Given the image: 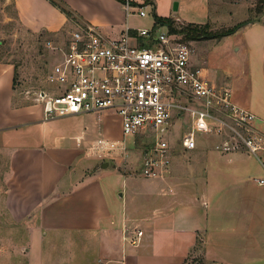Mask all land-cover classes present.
Instances as JSON below:
<instances>
[{
	"label": "crops",
	"instance_id": "crops-1",
	"mask_svg": "<svg viewBox=\"0 0 264 264\" xmlns=\"http://www.w3.org/2000/svg\"><path fill=\"white\" fill-rule=\"evenodd\" d=\"M11 1L17 20L33 33L54 36L68 25L65 14L49 0ZM62 1L79 21L110 37L126 27L131 31L144 28L131 21L140 17L136 14L139 7L182 24L207 23L210 28L216 21L209 0H175L173 6V0H129L128 11L119 0ZM246 20L235 22L242 24L219 38H184L192 47L191 67L200 68L210 83L230 88L233 102L251 111L256 126L264 131V12L258 20ZM162 26L169 30L152 17L147 29ZM14 75L11 64L0 63V154L6 164L0 194L8 213L6 221L22 225L16 231L5 229L0 264H14L34 250L43 252L45 237L72 233L89 237L100 233L101 253L115 264H182L188 257L213 264L264 262V184L254 180L264 177V151L259 158L243 150L221 154L213 149L214 136L203 137L212 138L209 144L200 140L195 149L185 150L177 139L179 150L170 154L169 172L142 177L139 188L121 190L119 212L111 208L102 186L107 167L96 168L89 161L96 158L89 155L93 154L89 147L98 138L123 140L128 148L124 138L129 136L105 134V118L117 115L102 111L44 120L41 105L34 100L16 105ZM92 129H101L102 135L83 140ZM183 152H189L187 158L180 155L172 163V157ZM123 175L132 177L134 172ZM223 184L232 194L223 196V203L237 202V215L231 219L219 213L209 218L207 201ZM123 226L131 228L130 237L142 232L137 245L122 241ZM22 240L29 247L19 246Z\"/></svg>",
	"mask_w": 264,
	"mask_h": 264
},
{
	"label": "built area",
	"instance_id": "built-area-1",
	"mask_svg": "<svg viewBox=\"0 0 264 264\" xmlns=\"http://www.w3.org/2000/svg\"><path fill=\"white\" fill-rule=\"evenodd\" d=\"M123 5L130 9L129 0ZM136 14L146 12L139 7ZM190 45L183 33L160 28L126 27L110 37L83 23L61 45L44 41L56 58L45 73L47 87L36 90L34 100L44 120L112 111L123 136L152 130V146L142 154L144 177L169 172L170 147L162 135L183 115L189 118L178 139L183 149H195L198 136L208 135L216 137L213 149L221 154L243 150L259 158L264 131L256 126V116L233 102L230 88L210 83L200 68L191 67ZM89 149L97 157L128 156L123 140L98 138ZM254 180L264 184V177ZM141 233L129 242L137 244Z\"/></svg>",
	"mask_w": 264,
	"mask_h": 264
},
{
	"label": "rangeland",
	"instance_id": "rangeland-1",
	"mask_svg": "<svg viewBox=\"0 0 264 264\" xmlns=\"http://www.w3.org/2000/svg\"><path fill=\"white\" fill-rule=\"evenodd\" d=\"M210 10L215 15V24H210L209 31H217L219 29L228 27L235 24V22L251 19L258 15V1L259 0H209ZM176 2L172 1V6ZM145 17H131V21L137 26H143L144 28H149L152 21V11L147 8ZM79 24L75 23L74 20H69L68 25L65 29L61 30L57 34H40L33 33L26 28H24L20 22L17 20L15 15V8L11 0H0V63L11 64L14 68V101L17 102L16 105L21 103H28L27 99L34 100V92L38 88H43V85H47L45 79L46 71L52 66L56 56L53 53L47 51L44 47V41L48 39H59L56 45H61L62 41L68 38L69 33L77 28L78 25H82L81 21ZM175 25L182 24L181 22L175 21ZM161 30L165 29L163 26ZM211 43V42H207ZM208 45V44H207ZM191 46V45H190ZM195 49V43L192 45ZM198 51V48H196ZM199 52V51H198ZM198 61H195V64ZM197 65V64H196ZM219 82V81H218ZM217 82V83H218ZM31 100V101H32ZM35 101V100H34ZM36 103L38 101H35ZM89 114V113H88ZM105 134L109 136H116V138H123L122 133H120V126L118 122V117L113 115L111 117L105 118ZM189 124V118L185 115L179 117L175 122L172 123L170 127L166 128V131L162 135L169 144L170 153L177 152L176 142L180 138L182 130ZM99 132V133H97ZM101 129L94 130L85 134L83 140L95 139L102 134ZM100 134V135H99ZM160 135V131L158 132ZM107 136V137H109ZM208 135H199L198 142L201 140L203 143H210L212 138H203ZM154 138V133L149 128H146L143 133H138L135 136L125 137L124 141L127 145L128 156L125 158L116 156V159H110L108 157H97L95 154L89 153V155H94L96 158L89 161L95 162V167L99 168L102 163L107 162V172L102 175V186L107 198L112 207H116L121 211V197L119 193L125 190L132 189L133 187L139 188L143 183H140L142 175H140L143 158L142 154L144 151H148L152 146V140ZM203 138V139H202ZM68 143H75L74 139H66ZM84 144V141H83ZM85 145V144H84ZM141 153V156H140ZM88 154V153H87ZM189 152H183L176 157H172L173 160L177 159L178 156L183 155L187 158ZM252 156V155H251ZM94 167V168H95ZM103 167V168H106ZM6 168L5 156L0 154V182L2 183V173ZM134 172V176L126 177L123 174H130ZM261 178V177H259ZM255 179V178H254ZM257 183V182H256ZM258 184V183H257ZM227 185H222L221 190L219 189L214 193L212 199L207 201V213L208 217H216L219 213H223L228 218L233 219L237 215V202L231 201L229 205H224L225 198L223 196L232 195ZM4 195L0 194V217L3 218L0 221V246L5 243L4 234L5 229L16 231L22 224H15L6 221L8 215L7 209L4 208L3 200ZM116 227V225H113ZM124 228V226H123ZM116 229V228H114ZM131 229V228H130ZM127 228L123 229L125 232L122 235V241H125L126 245H132L129 240L135 237H130L133 232ZM136 235V233H135ZM97 236V239L95 238ZM101 234H95L93 237L81 235L80 233H72L71 235H56L54 237H45L43 239L41 247L43 252H38L34 250L24 259H20L14 264H115L112 261H107L101 252V243L99 242ZM16 243L17 240H14ZM19 243V242H18ZM28 241H21L19 246L29 247ZM137 245V244H135ZM21 248V249H22ZM122 259V257L118 258ZM264 262H256L254 264H263ZM118 264V263H116ZM182 264H213L211 262H206L202 258H187Z\"/></svg>",
	"mask_w": 264,
	"mask_h": 264
},
{
	"label": "trees",
	"instance_id": "trees-1",
	"mask_svg": "<svg viewBox=\"0 0 264 264\" xmlns=\"http://www.w3.org/2000/svg\"><path fill=\"white\" fill-rule=\"evenodd\" d=\"M49 1L61 10V12L65 14L68 20H74L75 23L79 21V16L77 15V13H75L72 9H70L62 0H49ZM119 1L124 3L125 0H119ZM257 8H258V15L254 18L247 19L246 21L259 19V16L264 12V0L258 1ZM153 17L156 23L165 24L168 27L169 31L184 33L185 38H191V39H196L198 37L219 38V37H222L224 35H227L233 32L240 24H242V22L237 23L231 27H225V28H222V29H219L213 32V31L208 30L207 23L203 25H198V24H193V23H187V24L183 23L180 25H175L174 20H172L169 17H161V16L156 15L155 13L153 14ZM246 21H243V23Z\"/></svg>",
	"mask_w": 264,
	"mask_h": 264
},
{
	"label": "water",
	"instance_id": "water-1",
	"mask_svg": "<svg viewBox=\"0 0 264 264\" xmlns=\"http://www.w3.org/2000/svg\"><path fill=\"white\" fill-rule=\"evenodd\" d=\"M107 166V162L102 163L101 167H106Z\"/></svg>",
	"mask_w": 264,
	"mask_h": 264
}]
</instances>
